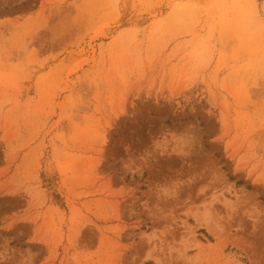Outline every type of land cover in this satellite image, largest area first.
I'll return each instance as SVG.
<instances>
[{
  "label": "rangeland",
  "instance_id": "1",
  "mask_svg": "<svg viewBox=\"0 0 264 264\" xmlns=\"http://www.w3.org/2000/svg\"><path fill=\"white\" fill-rule=\"evenodd\" d=\"M0 264H264V0H0Z\"/></svg>",
  "mask_w": 264,
  "mask_h": 264
}]
</instances>
